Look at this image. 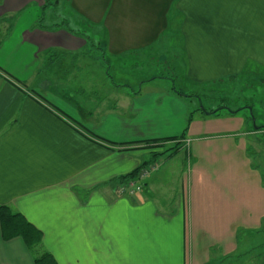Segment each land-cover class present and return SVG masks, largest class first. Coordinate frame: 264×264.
Listing matches in <instances>:
<instances>
[{
	"label": "crops",
	"instance_id": "0c3cea01",
	"mask_svg": "<svg viewBox=\"0 0 264 264\" xmlns=\"http://www.w3.org/2000/svg\"><path fill=\"white\" fill-rule=\"evenodd\" d=\"M47 3L0 0V264H35L23 238L4 237L1 208L39 230L57 264H210V248L228 259L238 243L240 249L242 229L262 222L264 186H252L249 200L240 182L236 189L202 164L185 178L172 163L197 144L196 156L208 153L205 143L224 135L220 130L260 134L249 129L250 118L242 111L195 113L194 100L165 88V77L112 84L113 96L78 103L68 93L82 86L62 83L64 59H79L70 66L80 70L93 58V35L61 24L55 5L63 3L78 25L90 27L119 71L131 58L178 40L176 58L191 86H221L264 75V0ZM55 68L60 72L51 80ZM150 142L181 147L143 180L137 197L119 196L121 178L162 159L147 150ZM256 264H264V255Z\"/></svg>",
	"mask_w": 264,
	"mask_h": 264
},
{
	"label": "rangeland",
	"instance_id": "374dc122",
	"mask_svg": "<svg viewBox=\"0 0 264 264\" xmlns=\"http://www.w3.org/2000/svg\"><path fill=\"white\" fill-rule=\"evenodd\" d=\"M55 7H57L56 15L59 17L61 24L65 23L69 25L67 27L74 32L93 35L92 46L94 48L89 49L93 58H85V61L81 64L82 66L78 67L80 70L70 66H73V64L78 65L79 59L76 60L70 57L64 59V72L67 74V77L62 83H65L67 88L70 86H82L81 91L72 90L68 93L73 98H77L78 103L82 102L83 105L87 103L90 105V100L93 102L94 99L101 100L107 98L108 95L113 96L114 94L111 93L112 84H136L137 82L147 81L155 77H165V80H162L165 88L168 87L169 89V86H175L176 90L186 97L192 96L189 99L195 102L192 106L195 113L199 112L198 109L202 107L207 110H217L220 107H226L232 111L245 108L241 113L245 112V115L250 118L247 124L249 125V129L252 131L256 130L260 134L247 137L242 136V134L231 135L227 133L229 131L224 132L220 130V133L224 135L211 138L205 143V151L208 153H204L201 157L196 156V149L199 150L197 144L193 150L187 149L180 153L172 164L181 165V168L184 169L185 178H187L189 169L191 167L194 168L193 164H202L211 174L218 173V175H221V179L237 184L236 189L241 183L243 198L249 197V200H251L253 193L251 190L252 186H264V75L237 76L238 80H235L233 84L225 83L221 86H201L197 84L191 86V83L185 79L183 74L184 66L182 65V60L176 58L181 48L178 40L174 41L173 44L161 43L150 54L137 55V58L133 60H136L138 65H140L139 69L132 66L134 62L131 58L128 61V65H123L122 70L119 71L118 68L121 66L114 64L111 61L112 59L104 57L105 44L100 43V40L91 32L90 27L86 26L83 22L78 25L80 21L77 23L71 17L70 11L66 9L67 7L63 3L59 6L55 5ZM100 36L102 38L103 34L100 33ZM58 70V68H55L56 72L55 75L50 77L51 80H56V74L60 72ZM252 71L257 72L261 70L254 68ZM229 80L225 81L229 82ZM107 81L108 84H105L104 82ZM155 82L157 84L153 86L160 85L158 84L160 80H155ZM52 83L53 81L49 83V86H58ZM94 84L97 86H93ZM246 100L249 101L247 107ZM220 113H225V111H221L218 114ZM213 119L216 120V117H213ZM215 120L209 124L210 128L218 125ZM238 125H242V123ZM204 126L207 127V125ZM243 129L244 127L241 128V130ZM177 144L172 143L170 146H167L166 143H161L147 148L152 153V156H154V159L159 157L162 159L159 162L147 164L148 166H145L142 171L149 169L151 171L150 174H152L153 171L158 170L160 166L166 164L167 161L165 160L167 158L178 153V148L175 149ZM186 145L188 147L190 142L186 141ZM173 151L175 153L170 156ZM154 167L155 169H153ZM220 172L224 173L221 174ZM198 193L201 192L198 191ZM257 200L259 199L257 198ZM261 220V224L256 229L248 226L242 229V234L237 235V238L241 240L240 249L238 248V243L236 250L227 252L228 255L226 257L228 259L225 261H222L220 251L210 248L209 255L210 261H212L210 264H256L264 255V217ZM199 262L201 261L199 260Z\"/></svg>",
	"mask_w": 264,
	"mask_h": 264
},
{
	"label": "trees",
	"instance_id": "16d2710c",
	"mask_svg": "<svg viewBox=\"0 0 264 264\" xmlns=\"http://www.w3.org/2000/svg\"><path fill=\"white\" fill-rule=\"evenodd\" d=\"M46 4H48V0H45ZM42 20V19H41ZM39 21V25L41 26L42 21ZM65 25V23H63ZM52 64V59L49 60ZM175 91L176 88H174ZM178 92V91H177ZM179 93V92H178ZM181 94V93H179ZM190 98L192 96H189ZM188 97V98H189ZM245 108H241L235 111H232L226 107H220L217 110H206L205 108H199L198 111L208 114V115H217L221 111H227L231 114H237L239 111L244 110ZM192 119V118H191ZM174 141V140H173ZM164 142H150L146 143L145 147H154L155 145L161 144ZM181 144H177L175 147L180 149ZM174 150V148H173ZM175 153V152H174ZM156 156V155H155ZM154 157V156H153ZM147 166V163L142 164L138 167L135 171L130 173L129 175L120 179V183H124L128 180L135 179L139 172ZM1 220H2V227H3V235L5 238H12V237H21L25 241L28 248L34 252L35 254V264H57L55 258L51 253L43 249L42 244V233L36 229L32 224H30L21 214L11 212L8 208H1ZM214 264V263H212Z\"/></svg>",
	"mask_w": 264,
	"mask_h": 264
},
{
	"label": "built area",
	"instance_id": "2783aa9c",
	"mask_svg": "<svg viewBox=\"0 0 264 264\" xmlns=\"http://www.w3.org/2000/svg\"><path fill=\"white\" fill-rule=\"evenodd\" d=\"M155 169V167L153 168ZM152 169V170H153ZM150 170H141L135 179L128 180L120 184L117 188L119 196L137 197L143 189V180L150 174Z\"/></svg>",
	"mask_w": 264,
	"mask_h": 264
}]
</instances>
